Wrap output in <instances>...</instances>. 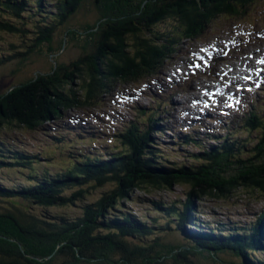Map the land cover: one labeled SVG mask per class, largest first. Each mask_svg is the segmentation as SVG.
<instances>
[{
  "label": "trees",
  "instance_id": "1",
  "mask_svg": "<svg viewBox=\"0 0 264 264\" xmlns=\"http://www.w3.org/2000/svg\"><path fill=\"white\" fill-rule=\"evenodd\" d=\"M31 1L7 0L5 6L11 8L15 3L13 15L23 17L21 10ZM42 1L45 0H37L40 7ZM81 1L77 0L72 8L55 2L58 11L44 15L43 20L31 28L26 27L25 21L24 28L1 15L0 30L20 35L33 31L36 43L28 46V51L10 55L0 63L19 56L24 59L39 43L52 40L57 28L67 24L76 14ZM119 1L125 6V0ZM160 1L164 0H140L137 8L144 13L153 3ZM169 1L170 6L153 15L151 21L155 27L143 24L140 19L141 24L117 21L116 25L126 33L118 34V28L113 27L102 50L96 53L91 51L90 43L99 35L102 22L94 23L91 26L93 32L85 34L90 39L83 47L90 51L87 62H83L86 53L71 64L73 73L56 71L40 76L42 72L39 71L35 75L37 81L16 86L0 98V178L6 177L3 171H7V176L12 175V170L19 172V178L12 185H0V264H235L234 260L219 256L221 251L245 254L247 264H264L263 256L254 258L253 262L247 254V249L257 252L264 214L257 222L249 223L240 236H223L225 238L213 226L211 231L204 228L206 222L193 214L201 213L197 200L203 201L206 195L229 197L241 186L259 191L264 196L263 105H257L244 118L241 129L236 125V118L230 123L225 122L227 134L216 135L214 144L194 153L196 163L192 164H189L190 154L183 152L179 153L188 155L187 164L163 163L162 151L152 146L157 142L151 132L162 133L165 127L154 129L151 126V132L142 130L140 123L156 124L155 115L145 112L140 113L139 120L132 125L123 126L122 145L113 151L115 154L111 159L103 153L90 155L84 149L69 150V165L56 173L48 167L37 169L39 166L34 156L16 143L3 139V128L37 130L48 121L58 119L63 111L97 107L104 94L112 92L120 83L158 74L166 61L180 52L183 41L196 39L210 31L211 24L222 16H246L259 0ZM167 19L174 22L164 31L162 23ZM12 47L19 46L12 44ZM241 132H244L243 137L237 136ZM180 137L185 142L200 143L196 135ZM62 141L54 143L63 153V147H74L66 139ZM251 141L256 142L254 146ZM45 149L41 152L44 153ZM175 183L190 185L187 200L180 202L182 205L177 201L172 204L154 201L165 214L163 224L150 225L135 216L133 211L120 208L125 207L123 200L130 198L132 192L173 188ZM107 184L113 187L98 199L89 201L88 195L93 190ZM68 187L77 189L68 194ZM79 202L83 203L84 212L76 217L50 210L54 206ZM34 203L40 205L39 211L34 210ZM186 224L194 225L200 231L196 233L187 229ZM171 227L185 233L187 245L164 241L163 235L155 231H166ZM217 229L221 230L220 226ZM189 242L193 246L188 245Z\"/></svg>",
  "mask_w": 264,
  "mask_h": 264
},
{
  "label": "rangeland",
  "instance_id": "2",
  "mask_svg": "<svg viewBox=\"0 0 264 264\" xmlns=\"http://www.w3.org/2000/svg\"><path fill=\"white\" fill-rule=\"evenodd\" d=\"M139 2L140 0H125L124 6L119 0H117V5H115L116 0L113 2L106 0H85L71 20L67 24L60 25L57 28L58 31L52 40L39 43L34 51H30L27 57L22 60H20L21 57L19 56L14 61L0 65V98L8 89L14 86H21L23 83L37 81L38 78H35V75L39 71L42 72L40 76L49 75L56 71L60 74L73 73L71 64L86 53L83 62H87L90 51L89 48L83 49V47L90 39L85 34L89 31L93 32L91 26L99 18H104V21L99 30V35L90 43V49L93 53L102 50L103 43L107 41L105 38L113 31V27L118 28L116 30L118 34L126 33V30L124 32L122 28L116 25L117 21H127L132 24V22L140 23V19L143 24L155 27L151 21L153 15L157 14L160 10L163 12L162 9H166L171 3L169 0L156 2L144 13H140L137 8ZM142 5H145V1ZM99 6L104 8L105 14L101 15L99 13ZM72 7L75 6L72 4ZM157 10L159 11L156 12ZM1 11L6 13L4 10ZM7 13L11 14L9 9ZM224 18L222 20L218 19L211 24V31L204 34L198 40L186 41L183 44L181 52L176 53L169 61L168 66L162 70L164 71L163 77L158 78V75L157 77L154 76L136 81L137 83L121 84L120 86H116L112 95L107 96L108 93L104 94V98L101 99V105H99L101 108L95 109L101 112L102 116L106 117L107 124L111 125L112 123L115 126L118 124L117 120L135 121L138 117L136 107H142L145 109L144 112L148 114L154 113L156 119V124L154 125H152V122L150 124L149 121L145 124L143 123V129L151 132V126L154 129H157L158 126L168 128L172 125V120H175L170 119V115H175V112L170 107L168 110L163 106L156 107L154 105V95L159 93L167 96L171 92L167 88V83L187 80L190 76L191 78L188 83H193L191 89L189 86H186L185 93L175 95L173 98V101L179 102L177 104V116L190 117V114L196 116L200 113L213 111H218L223 115L230 114L232 116L237 113L239 116H242L247 110L244 101L249 102V96L252 101L258 99L264 105V89L250 86L251 83H257L261 79V72L264 71V0L257 1L252 6V10H249V14L241 19H237L239 17L234 16ZM23 20L28 21V18ZM21 22L22 20L14 21L17 25ZM173 22V19L165 20L162 23L165 28L164 31H167L173 25ZM87 23L88 25H85ZM33 24L34 20H31L30 26H33ZM33 34V31L27 32L26 35H19L0 30V60L4 56L8 57L18 52L28 51L29 47L36 43ZM111 40L113 43L116 42L114 39ZM12 44H17L19 47L13 48ZM195 60H200L199 72L197 71L198 64ZM55 61H57L56 65ZM57 64H59V67ZM253 75L256 76V80L252 78L247 79V77H252ZM207 83L210 84L209 87ZM75 88H78V85ZM156 88L158 90L155 91ZM236 90L245 91L247 95L241 97L236 93ZM205 94H208L207 98ZM192 95H195V97L191 98ZM138 102L139 104H136ZM68 112L75 113L73 109L63 111L58 116L60 122L64 121L63 115L67 117L65 118L67 122L81 121L78 118H74ZM215 124L216 126H220V121H216ZM55 126L56 123L49 122L46 127L54 128ZM59 126L60 128L68 127L66 122L63 126ZM80 128L83 130L82 133L85 137L75 138L70 141L71 143L75 142V140L77 142L81 141V143L74 144L77 148L86 149L91 154L98 150L102 151L103 154H107L106 152L111 151L110 148H113L115 145L117 146L115 140L111 141V138L107 139V136L103 134L101 136L99 133H94L87 127ZM60 130L63 129L55 130V133ZM180 130L181 128L178 127L176 131H172L175 136L170 131L164 134L163 132L155 133L154 136H156L159 143L157 146L165 150L163 152L169 156L170 160H177L178 163L183 165L187 164V160L190 158L185 157L184 154H190L198 150L199 147L191 145L181 147L184 154L178 153L179 147L177 146L179 145V140L176 139V136L178 132L181 133ZM216 130L222 134H227V130L223 127L216 128ZM10 131L23 144L30 146L32 150L36 151L44 149L53 140L52 137H47V129L32 131L26 128H19ZM87 131L90 132L87 133ZM191 131L193 130L189 129L186 132ZM205 132L207 131H202V134L204 135ZM56 135L61 136L60 134ZM92 135L96 136L95 140L88 139L84 141V138H92ZM256 135L257 133H254V136ZM70 149L74 150L73 147ZM53 150L56 151V148ZM43 152L45 153V151ZM42 160L43 162H47L45 166L50 168L53 173L69 165L68 155L66 156L62 153L55 155L51 159L43 157ZM14 172L17 173V170H14ZM3 175L6 176V180L8 181L19 178ZM189 186L188 184L175 183L173 188H152L149 191L141 189V191H136V193L132 192L130 198L125 199L124 203L127 209L133 211V213L139 216L141 214L145 217L149 216L150 219L147 218L146 221L149 222L151 219L157 217V220L162 219L160 222L164 223L165 217H163L161 211H157L156 208L158 207L155 205V202L153 205V201L162 199L165 204H171L174 201L180 203L187 198ZM112 187V184L101 186L97 190H93L88 195V198L95 199L98 196L100 197L104 191L110 190ZM70 190H72V187H68V191ZM201 204L204 207L203 212H213L212 217L218 223L224 220L229 223L241 222L243 224L246 221L250 222L256 219L258 216L255 215L264 211V196L259 191H253L251 188L241 186L234 190L229 197L206 196ZM38 205L36 203L34 210H39L38 208L40 207ZM121 208L124 209V207ZM51 212L67 213L69 217L70 215L71 217H75L77 213L81 214L84 212L83 203L79 202L72 205L71 208L57 206L56 208H52ZM204 215L206 214L202 213L201 216L205 218ZM158 231L161 232L162 230L159 229ZM167 239L174 242L180 238L176 234H170L167 236ZM233 258L235 257L233 256Z\"/></svg>",
  "mask_w": 264,
  "mask_h": 264
},
{
  "label": "clouds",
  "instance_id": "3",
  "mask_svg": "<svg viewBox=\"0 0 264 264\" xmlns=\"http://www.w3.org/2000/svg\"><path fill=\"white\" fill-rule=\"evenodd\" d=\"M63 1V3L61 4L63 7H71L72 8V4L75 6L76 5V2H77V0H62ZM85 0H82L80 3H79V5H80V7L82 6V4H83V2H84ZM47 2V3H46ZM50 0H45V1H42V4H43V6L42 7H40L39 5H38V2H37V0L36 1H33L32 0V3H29L28 5H26L25 6V9H22V11H23V13L24 14H26L27 15V18H28V21H26L25 20V22H27V25H26V27L27 28H31V27H33L34 25H36V23H38V22H40V21H42L43 20V17H44V15H47V14H52V12L53 13H55L53 10H51L52 8V5L53 4H50ZM148 2V1H147ZM146 3V2H145ZM49 5H51V6H49ZM91 6H92V4H91ZM29 7V8H28ZM39 9L41 10V11H39ZM104 8L102 7V6H99L98 7V11H99V13L101 14V15H103V14H105L106 12L103 10ZM74 16V15H73ZM104 18H99L96 22H99V23H103V20ZM31 20H34V24H33V26H30V21ZM95 22V23H96ZM13 23V22H12ZM94 24V23H93ZM19 25V24H18ZM64 25V24H63ZM85 25H88V23L87 24H85ZM19 26H21V25H19ZM23 27L25 28V25L23 24ZM35 28V27H34ZM10 33H13V32H10ZM27 34V33H26ZM25 34V35H26ZM20 35V34H19ZM33 37H35V35L33 34ZM188 40H198V39H187V40H185V41H183V43H182V46H181V48H180V52H181V50H182V47H183V44L186 42V41H188ZM9 57V56H8ZM5 58H7L6 56H4L3 57V59H5ZM173 58V57H172ZM171 58V59H172ZM16 59V58H15ZM15 59H12V60H10V61H7V62H5V63H0V65H4V64H7V63H9V62H11V61H14ZM170 59V60H171ZM2 60V59H1ZM0 60V61H1ZM20 60H22V59H20ZM170 60H167L166 62V64L164 65V67H162L161 69H160V72L165 68V67H167L168 66V64H169V61ZM56 63H57V61H56ZM172 63V62H171ZM170 63V64H171ZM41 72V71H40ZM150 77H154V75L153 76H149V77H145V78H141V79H138V80H133V81H131V82H126V83H120V84H118V85H116V86H120L121 84H130V83H137L136 81H140V80H143V79H148V78H150ZM186 83H183V85L179 88L180 90V93H185L186 92V86L187 85H185ZM185 85V86H184ZM116 86L114 87V89H113V91L112 92H110V93H108V95L107 96H110V95H112L113 94V92H114V90L116 89ZM15 88H16V86H14ZM14 87H12L11 89H8L7 91H12V90H14L15 88ZM185 88V89H184ZM183 89V90H182ZM6 91V92H7ZM179 93V94H180ZM6 94V93H5ZM4 94V95H5ZM4 95H2V97L4 96ZM1 97V98H2ZM107 98H109V97H107ZM101 105V104H100ZM95 108H101V106H97V107H86V106H84V107H76V108H73V110L75 111V113H72V112H68V113H70V114H77V116H79V117H75L76 115H74L73 117L74 118H78V119H80L81 121H78V123L79 122H83L82 120V117H83V115L84 114H89L90 116H92V115H95ZM70 110V109H69ZM144 108H142V109H140V110H138L137 111V113L138 114H140V113H142V112H144ZM67 111V110H66ZM146 113V112H145ZM63 118H64V123L65 122H67V121H65V118H67L65 115H63ZM49 122H51V123H56V126L54 127V128H52V127H46L47 126V123H49ZM63 122H60L59 121V118H58V120H57V118H54L53 120H51V121H48L45 125H42L39 129H44V130H46L47 129V133H46V135H47V137L48 138H50V137H52V142L50 143V145H46L45 146V153H42L41 152V150L40 151H36V150H32V148H30V150H28V149H26V151L29 153V154H31L32 156H34L35 157V159L34 160H36L37 161V166H39V167H37V169H42V168H46V166L45 165H47V162L45 161V162H43V160H42V158L43 157H47V159H51L52 157H55V153H56V155H59L60 153H62V154H65L66 156L68 155V153H69V149H67V148H65V147H63L64 148V153L62 152V149H58L59 147H58V145H56L55 143H60V142H63L62 140H64V139H66V141L70 144L71 142L70 141H72V139H74V138H76L75 137V134L72 132V133H67V132H63V130L64 129H66V128H63V127H61L63 130H60V131H62V132H57V133H55V130H57L56 129V127H58V129H61L60 128V126L59 125H62L63 124ZM90 125V130H92V132H94V133H99L101 136H102V134L103 133H101L99 130H96L95 129V127L93 126V124H89ZM80 126H83V125H80ZM78 126H72L71 128L72 129H75V128H77ZM170 127V126H169ZM169 127L168 128H165L164 129V131H163V134L164 133H166V130H168V131H170L169 130ZM19 128H26V129H28L27 127H16L14 130H16V129H19ZM78 129V128H77ZM77 129H76V131H77ZM10 130H12V129H9V128H3V132H4V134H5V136L3 137V139H5V140H9V139H11V136L13 135L12 134V132L10 131ZM32 131H34V130H36V129H31ZM193 131H191L190 132V134H192V135H195V131H194V129H192ZM161 133V132H160ZM48 134H49V136H48ZM56 134H60L61 136H57ZM68 135V136H67ZM74 137V138H73ZM94 137H96V136H94ZM55 138H57L58 140H55ZM56 141V142H55ZM55 142V143H54ZM56 148V151L55 150H53V149H55ZM73 149H74V151H75V149L78 151V148L76 147V146H74L73 147ZM50 152V154H51V156L48 154V152ZM60 151V152H59ZM73 151V150H72ZM76 156V155H75ZM68 159H69V157H68ZM170 163H172V161L170 162ZM6 172L7 171H3V173L2 174H6ZM11 173H12V175H10L11 177H19V172L17 171V173H15L14 172V170H12L11 171ZM7 178L5 177V178H0V185L1 184H5L6 186H8V185H12V183H13V181L15 180H6ZM77 188H72V190H70V191H68L67 190V192H68V194H72L73 192H74V190H76ZM159 189H162V188H159ZM189 189V188H188ZM188 191V190H187ZM206 196H209V195H206ZM205 196V197H206ZM226 197H228V196H226ZM99 198V196L96 198V199H98ZM128 199V198H127ZM187 199V198H186ZM185 199V200H186ZM1 200V199H0ZM125 200V199H124ZM124 200H123V203H124ZM178 200V199H177ZM89 201H94V200H92V199H89ZM161 201H163V200H161ZM174 202H176V201H174ZM176 203H179V202H176ZM180 205H181V203H179ZM36 205V203H34L33 204V206H34V208L36 207L35 206ZM124 205H126L125 203H124ZM39 207H40V205H38ZM57 206H54V207H51V209L52 208H56ZM63 208H71L72 207V205H70V206H62ZM121 208V207H120ZM39 210H40V208H38ZM50 209V210H51ZM124 209H127V206H125L124 207ZM39 210H36V211H39ZM128 210V209H127ZM130 211V210H129ZM54 213V212H53ZM56 213H59V212H56ZM161 213H162V211H161ZM59 214H66L67 216H68V214L67 213H59ZM81 214H83V212L81 213ZM135 216H137V217H139V218H141V220L142 221H144V222H147L148 224H150V225H153V226H156L155 224H156V222H157V224L160 222V220H162V219H158L157 220V217H155L154 219H151V221H146V219L148 218V219H150L149 218V216L148 217H145V216H142L143 214H141L140 216L139 215H137V214H135V213H133ZM163 214V213H162ZM193 214H194V216H196V217H198V213H197V215H196V213H194L193 212ZM77 215H80V213H77ZM70 217H71V215H70ZM76 217V216H75ZM163 217H165V214H163ZM195 217V218H196ZM202 218V221H205L206 223L205 224H208L209 226H212V225H214L213 224V222H211V221H209V219L207 220V219H205V218H203V217H201V216H199V219H201ZM165 222H166V217H165ZM164 222V223H165ZM176 223H177V221H175ZM192 223L193 224H197V222H195V221H192ZM160 224H163V222H161ZM192 226H194V225H192ZM186 228L187 229H190L189 227H187L186 226ZM219 228V227H218ZM220 228L222 229L223 228V226L222 225H220ZM262 228H263V230L261 229V233H264V224H262ZM192 229V228H191ZM216 230H217V228H215ZM159 229H155V231L156 232H159L160 234L161 233H166L167 235L166 236H164L163 235V238H164V241H167V242H171V241H169L168 239H167V236H169L170 234H176L177 235V233H181V231H179V230H177L175 227H171L170 229H167L166 231L165 230H162V229H160V230H162L161 232L160 231H158ZM193 231H195L196 233H198V231H200V229H197L196 228V230H195V228L194 229H192ZM218 232H219V230H218ZM219 234H221V232L219 233ZM162 235V234H161ZM203 237H204V235H203ZM205 237H207V236H205ZM259 238H260V240H261V238H262V236H260L259 235ZM258 241H259V239H258ZM172 243H176V244H179V243H181V241L180 240H177V241H172ZM180 245V244H179ZM258 245H261L260 244V242L258 243ZM257 249H259V246H258V248H256V250ZM255 252V253H254ZM251 251V250H249V249H247V254H248V257H250V259H251V257H254L255 255H257V254H259L258 253V251L256 252V251ZM243 255H245V254H240V255H237V258L235 257V258H230V260H234L235 261V264H241V263H246L247 264V262H246V260H245V256H243ZM261 256H262V254H260ZM260 255H257L256 256V258H259L260 257ZM223 258V257H222ZM219 264H222L221 262H218Z\"/></svg>",
  "mask_w": 264,
  "mask_h": 264
},
{
  "label": "bare ground",
  "instance_id": "4",
  "mask_svg": "<svg viewBox=\"0 0 264 264\" xmlns=\"http://www.w3.org/2000/svg\"><path fill=\"white\" fill-rule=\"evenodd\" d=\"M256 27V26H255ZM263 53H264V48H263ZM255 66V65H254ZM207 86L209 87L210 86V84H208L207 83ZM196 87V86H195ZM197 88V90H199V88L198 87H196ZM176 94H179V93H176ZM191 97H195V95H192ZM75 117H79V116H75ZM233 117L230 115V114H225V119H227V120H231ZM243 121H244V119H241V118H239V117H237L236 118V125H243ZM185 147V146H184ZM179 152H182V151H179ZM185 157H187V156H185ZM202 222H199V224H201ZM204 228H207L208 230H212V227L211 226H209L208 224H205V226H204ZM186 232H188L187 230H186ZM263 240H264V236L261 238V241L263 242Z\"/></svg>",
  "mask_w": 264,
  "mask_h": 264
}]
</instances>
